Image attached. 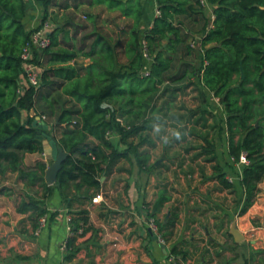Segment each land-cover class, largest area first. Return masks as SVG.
<instances>
[{
  "label": "trees",
  "instance_id": "1",
  "mask_svg": "<svg viewBox=\"0 0 264 264\" xmlns=\"http://www.w3.org/2000/svg\"><path fill=\"white\" fill-rule=\"evenodd\" d=\"M36 1L44 11L42 21L27 30L30 1L0 0V175L18 172L29 189L39 188L25 193L17 205L34 228L49 213L48 200L58 190L71 214V259L79 250L77 238L95 229L86 205L100 191L102 177L122 160L134 159L148 173L164 166L151 160L156 146L151 131L157 127L178 128V143L187 134L201 138L202 146H191L202 150L193 160L204 157L212 164V180L235 193L237 185L225 170L232 166L222 165L211 137V129H222L234 163L241 162L243 153L248 159L240 173L239 214L255 204L264 181V0H155L160 14L143 37V0ZM208 4L215 6L214 19L206 13ZM81 6H104L130 22L122 26L119 18L109 20L114 27L106 31L105 23H95L88 13L86 21L92 23L73 16L56 24L51 44L33 49L28 61L40 68L39 86L29 85L21 93L27 76L22 54L32 34L47 21L51 9ZM188 92L197 107L184 100ZM211 95L223 106V127L209 103ZM42 116L57 129L54 138L68 154L53 185L45 178L46 162L24 165L26 153L43 150L39 135L48 131L37 119ZM114 133L118 143L111 140ZM170 200L164 189L146 208L165 241L174 235L179 220V207H173L165 220L158 217ZM55 215L50 213V219ZM180 253L177 246L172 249L176 257Z\"/></svg>",
  "mask_w": 264,
  "mask_h": 264
},
{
  "label": "crops",
  "instance_id": "2",
  "mask_svg": "<svg viewBox=\"0 0 264 264\" xmlns=\"http://www.w3.org/2000/svg\"><path fill=\"white\" fill-rule=\"evenodd\" d=\"M143 1L145 12L140 26L141 37L160 14L155 0ZM29 5L31 9L24 22L27 30H33L40 24L44 11L39 3ZM214 8L207 5L206 13L211 19H214ZM56 10L64 19L62 24L72 20L73 16L78 19L81 14L89 13L95 17V23H105L106 31L114 27L109 20L120 15L118 11H108L104 6H81L78 10L53 8L51 14ZM129 22L126 18L117 21L122 26ZM209 103L216 109L217 102L212 95L209 96ZM188 104L192 108L198 106L197 101L194 105ZM165 131L162 138L167 140L166 143L181 139L178 128L169 126ZM111 140L118 143L119 135L112 134ZM185 140H189V134ZM156 146L165 145L158 142ZM51 151L49 141L44 138L42 151L25 154V167L34 166L38 161L46 162L49 167L52 163ZM200 151L201 148L186 145L181 149L164 147L163 155L166 154L168 162L164 160L161 163L164 166L160 169L148 173L141 171L134 159L132 163L122 160L113 172L104 175L102 187L94 195L99 200L86 205L95 229L77 238L75 244L79 250L71 259L67 258L72 253L67 247L72 234L71 214L60 192L57 190L47 203L49 212L56 215L50 219L49 226L36 235V228L27 220L28 215L19 213L17 205L25 193L39 188L29 189L18 172L8 173L4 177L0 175V264H170L169 256L175 246L181 252L177 256L179 264H223L225 260L233 258L232 264H264V181L260 184L261 191L255 204L240 215L239 205L223 204L221 195L227 190H223L218 181L212 180V174H208L207 179L200 176L192 181L181 173L210 166L211 163L205 162L204 157L193 160ZM151 154V160L156 164L157 152L151 150ZM224 155V165H240L230 158L228 148ZM201 180L207 181L205 186L200 183ZM211 182L216 184L217 197L213 196L212 188L207 185ZM164 189L169 191L171 200L158 217L165 220L171 216L173 207H179L175 233L165 246L149 227L146 212L149 204ZM239 194V202H242L243 188ZM228 205L231 206L229 209ZM223 209L227 216L223 215Z\"/></svg>",
  "mask_w": 264,
  "mask_h": 264
},
{
  "label": "rangeland",
  "instance_id": "3",
  "mask_svg": "<svg viewBox=\"0 0 264 264\" xmlns=\"http://www.w3.org/2000/svg\"><path fill=\"white\" fill-rule=\"evenodd\" d=\"M30 1V4H32V5H37L38 4V2L36 1V0H29ZM57 12H53L52 14H51V16L50 17H48V19H47V21H49V23H50V29L51 30H53L54 28H55V25L56 24H62V21L64 20L63 19V17H61V15L59 14L60 13V11L59 10H56ZM159 13H160V11H159ZM43 17V16H42ZM42 17L40 18V21H39V23H41V21H42ZM79 22H82V23H87V21H86V14H81L79 17H78V19H77ZM82 62H84V63H87L89 60L88 59H82L81 60ZM39 69V68H38ZM40 70V69H39ZM190 90V89H189ZM189 94H187L186 96H185V98H184V100H186L188 103H191V105H194V103L196 102V100L193 98V96L190 94V92H188ZM215 101L217 102L216 103V109H215V112L217 113V115H218V119H217V121H218V123H221V127H223V106L221 105L220 106V104H221V102H220V100H219V98H216L215 97ZM31 113H33V111H31ZM210 123L211 124H214L215 123V121H214V119L213 118H211V120H210ZM211 131H212V135H211V137H212V139L213 138H215V140H216V142H217V147H216V150L218 151V153H219V156H220V160L221 161H223L222 162V165H223V163L225 162V155H224V153H225V151L227 150V148H228V143H227V139L226 140H224L223 138L224 137H226L225 135L223 136V131H222V129H217V128H215V129H211ZM50 132H55V133H58L57 132V129H55V128H53V127H50V129H49V133ZM152 132V137L154 138V140L156 141V143H158V142H160V144H164L165 146L164 147H167L168 145H169V141H171V140H169L167 143H166V141H165V138H162L163 136H165L164 134H165V130H163V129H160V128H156V129H154L153 131H151ZM170 134L171 135H169V139H171V137H172V132H170ZM188 141V142H187ZM202 141L203 140H201V138H198L197 136H189V140H185V141H183V142H174L173 143V145H172V147L174 148V147H177V148H179L180 147V149H181V147H183L184 145H186V146H195V147H199L200 146V144L202 143ZM162 142V143H161ZM166 143V144H165ZM164 147H162V146H155V148H152L151 150H153V151H156L157 152V154H156V161H158V160H162V162L161 163H163L164 162V160H165V162L167 161L168 162V160H166L167 159V157H165V158H163V152H164ZM198 149V148H197ZM190 162L192 163V164H194V162L193 161H191L190 160ZM160 163V164H161ZM207 166V165H206ZM238 167H232V168H228V167H225V170L228 172V178L231 180V181H233L236 185H237V187H238V190H237V192H235V193H232V192H230V191H223V195H221V194H218V195H221V197H223V204L224 203H229L230 205H233V206H235L238 202H239V198H240V194H239V191H241V189H242V187H241V185H240V182H239V180H240V173H241V169H242V165H237ZM208 167H210V168H208ZM202 169H195V172H188L187 174L184 172H181L184 176H185V178H187V179H189V180H195V179H197V178H199L200 176H201V173H202V171H201ZM212 172H213V169H212V164H210V166H207L205 169H204V173L206 174V175H208V174H212ZM199 174V175H198ZM2 177H4V176H2ZM202 182H200L202 185H204L205 186V184L207 183V181H205V180H201ZM208 185V187L209 188H212V193H213V196H215L216 194H215V192H217L215 189H214V187H215V185L216 184H213V182H211V183H209V184H207ZM219 193V192H218ZM216 197H217V195H216ZM230 205H228V209L231 207ZM232 210H234V208H232ZM236 211H238V209H236ZM48 215H49V223H48V225H47V227L49 226V224H50V212L48 213ZM223 215L224 216H227V214H225V210L223 209ZM47 227H45L42 231H44ZM228 230L230 231L231 230V223H229L228 224ZM230 243H232V241L230 242ZM179 261V260H178Z\"/></svg>",
  "mask_w": 264,
  "mask_h": 264
},
{
  "label": "built area",
  "instance_id": "4",
  "mask_svg": "<svg viewBox=\"0 0 264 264\" xmlns=\"http://www.w3.org/2000/svg\"><path fill=\"white\" fill-rule=\"evenodd\" d=\"M203 2L206 3L205 0H203ZM51 31L52 30L50 29L49 21H45L42 25H40L39 29L32 34L30 42L24 48L22 58L24 60L23 66L27 76L26 77L24 76L22 78L21 87H20L21 93H24L25 89L29 85H34L37 87L40 84V73H41V71L39 70L40 68L32 63H29L28 61L33 58V49H37V50L44 49L51 44V38H50ZM37 119L40 120L41 122H44L46 117L45 116L37 117ZM239 164L240 165L248 164L246 153H243L241 157V162ZM98 200L99 197H94L92 201L97 202ZM70 220L71 217H69V221ZM48 223H49V215L45 214L41 216L38 220V227L35 229V234L39 235L42 232V230L45 227H47ZM148 224L151 230L157 235V239L159 240V242L162 244H166V241L159 233L156 220L154 218H149ZM169 259H170V264H179V261L174 254L170 253Z\"/></svg>",
  "mask_w": 264,
  "mask_h": 264
},
{
  "label": "water",
  "instance_id": "5",
  "mask_svg": "<svg viewBox=\"0 0 264 264\" xmlns=\"http://www.w3.org/2000/svg\"><path fill=\"white\" fill-rule=\"evenodd\" d=\"M42 126H44L45 130H49L50 126L44 122L40 123ZM55 132L45 133L39 135L40 139H47L49 141V144L51 146V155H52V163L47 168L45 173V178L48 184L53 185L57 182L58 173L62 169L63 163L66 160L68 154L67 152L58 145L57 141L54 138ZM166 157V154L163 155V158ZM162 162V160L156 161V165H159ZM153 233V232H152ZM155 234V233H154ZM155 237L157 238V235L155 234ZM165 246V244H164Z\"/></svg>",
  "mask_w": 264,
  "mask_h": 264
}]
</instances>
